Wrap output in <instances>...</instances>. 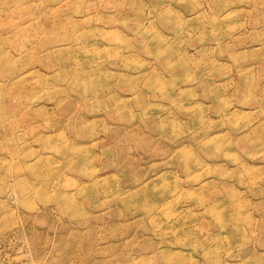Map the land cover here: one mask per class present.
<instances>
[{
	"label": "rangeland",
	"instance_id": "rangeland-1",
	"mask_svg": "<svg viewBox=\"0 0 264 264\" xmlns=\"http://www.w3.org/2000/svg\"><path fill=\"white\" fill-rule=\"evenodd\" d=\"M0 264H264V0H0Z\"/></svg>",
	"mask_w": 264,
	"mask_h": 264
}]
</instances>
